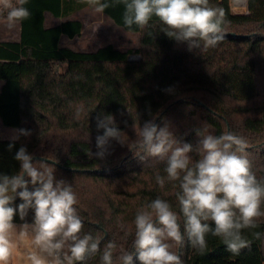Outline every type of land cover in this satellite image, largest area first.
<instances>
[{"label":"trees","instance_id":"obj_1","mask_svg":"<svg viewBox=\"0 0 264 264\" xmlns=\"http://www.w3.org/2000/svg\"><path fill=\"white\" fill-rule=\"evenodd\" d=\"M210 3L224 9L228 23L223 41L205 51L190 52L169 39L155 17L144 29L125 28L123 5L104 13L139 33V60L129 59L132 49L112 43L95 51L61 46L62 35L81 34L82 21L67 19L48 27L45 13L68 17L87 6L79 0H28L31 16L21 24L20 40L0 41V120L31 131L11 151L13 141L0 139V173L19 170L14 157L21 146L53 166L56 177L71 183L77 194L83 231L101 237V252L108 240L117 243L114 260L120 249L133 250L132 222L139 207L158 196L177 205L178 185L168 182L161 188L155 179L165 175L166 161L135 146L140 124L151 118L149 108L156 123H169L180 142L195 146L194 129L204 127L214 135L244 137L253 171L264 178V0H247L244 11H234L232 0ZM5 16L0 12V19ZM169 87L172 93L164 91ZM101 112L114 115L125 142L113 141L111 155L103 160L90 155L96 151L95 137L102 134L95 124ZM26 219L31 222V212ZM15 222L21 223L18 216ZM254 231L262 233L261 239L245 232L252 243L239 255L211 235L203 255L186 238L183 247L173 250L183 264H263L264 219ZM87 264H100V253ZM134 264H139L135 258Z\"/></svg>","mask_w":264,"mask_h":264},{"label":"clouds","instance_id":"obj_2","mask_svg":"<svg viewBox=\"0 0 264 264\" xmlns=\"http://www.w3.org/2000/svg\"><path fill=\"white\" fill-rule=\"evenodd\" d=\"M96 13L123 5V24L132 29L147 27L155 17L161 31L191 51L216 47L224 39L228 23L224 9L210 0H79ZM28 0H0V12H6L5 27L18 29L31 16ZM164 91L172 93L169 87ZM140 124L135 146L151 157L166 161L164 176L156 182L178 185L176 208L159 196L136 210L133 250H119L113 240L84 232L78 212V197L71 183L58 179L56 169L37 160L25 146L15 153L19 170L12 175L0 173V264H11L15 251L23 248L27 264H87L100 253V264H183L173 250L183 247L185 238L198 254L207 251V237L219 238L234 254L250 248L262 233L254 231L264 219V178H258L248 158L247 141L232 132L214 135L207 127L194 129L195 146L175 138L169 123L158 124L152 116ZM123 116L124 113H121ZM127 124V121H124ZM96 151L90 155L103 160L111 155L112 142L125 145L123 131L114 115L98 113ZM31 131L17 129L8 149ZM195 154L193 157L192 154ZM31 188V190H30ZM21 201L16 204V199ZM178 209V210H177ZM32 213L31 222L26 218ZM19 217L21 223H16ZM123 227V226H121Z\"/></svg>","mask_w":264,"mask_h":264},{"label":"crops","instance_id":"obj_3","mask_svg":"<svg viewBox=\"0 0 264 264\" xmlns=\"http://www.w3.org/2000/svg\"><path fill=\"white\" fill-rule=\"evenodd\" d=\"M83 9L87 12L86 14H84L85 17H72L73 15H70L68 17H56L52 15V13L46 12L45 25L48 27L58 25L67 19H79L82 21L83 28L81 34L73 38H70L65 34L62 35L60 40L61 46H67L78 51H95L98 48L109 43H112L116 46V44L112 40H110L107 41L106 44L104 45H98L95 49L89 47L90 44L101 39L100 35L106 34L107 37L110 36L111 30H117L116 29L117 24L104 12L96 13L89 6H86L78 11H81ZM1 34H3L4 38H0V41L2 40L18 41L20 40L21 26L18 29H14V30H8L7 28H2L0 29V35ZM75 39H78L79 42L78 47L71 45L72 41H74ZM2 85H3V81L0 80V90ZM0 139H11V138H0Z\"/></svg>","mask_w":264,"mask_h":264},{"label":"rangeland","instance_id":"obj_4","mask_svg":"<svg viewBox=\"0 0 264 264\" xmlns=\"http://www.w3.org/2000/svg\"><path fill=\"white\" fill-rule=\"evenodd\" d=\"M246 2L247 0H232L233 10L244 11L246 9ZM86 13L87 12L83 9L81 11L78 12L76 11L75 13H73L72 17H85L84 14ZM117 26H116L117 30H111L110 36L107 37L106 34L100 35L101 39L90 44L89 47L95 49L98 45H104L106 44L107 41L112 40L119 49L122 50L132 49L133 52L131 54L139 53L136 51V49L140 45L139 33L126 30L120 25L118 27ZM2 28H6L5 19H0V29ZM0 38H4L3 34L0 35ZM71 45L78 47L79 46L78 39L72 41ZM17 129H18L17 127L3 125L2 121L0 120V138H11L15 134V130ZM11 264H27V260L23 248H18L15 251Z\"/></svg>","mask_w":264,"mask_h":264},{"label":"built area","instance_id":"obj_5","mask_svg":"<svg viewBox=\"0 0 264 264\" xmlns=\"http://www.w3.org/2000/svg\"><path fill=\"white\" fill-rule=\"evenodd\" d=\"M129 59L130 60H139L140 59V54H131L130 56H129Z\"/></svg>","mask_w":264,"mask_h":264}]
</instances>
